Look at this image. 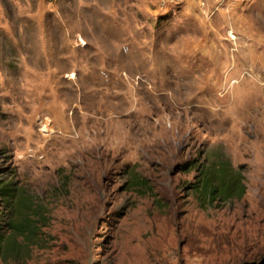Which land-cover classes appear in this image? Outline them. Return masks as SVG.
I'll list each match as a JSON object with an SVG mask.
<instances>
[{"label":"rangeland","instance_id":"1","mask_svg":"<svg viewBox=\"0 0 264 264\" xmlns=\"http://www.w3.org/2000/svg\"><path fill=\"white\" fill-rule=\"evenodd\" d=\"M0 179L40 206L0 264H264V0H0Z\"/></svg>","mask_w":264,"mask_h":264},{"label":"trees","instance_id":"2","mask_svg":"<svg viewBox=\"0 0 264 264\" xmlns=\"http://www.w3.org/2000/svg\"><path fill=\"white\" fill-rule=\"evenodd\" d=\"M187 162L183 168L191 166ZM186 166V167H185ZM197 181L193 188L207 200L240 197L243 193L240 172L223 156H218L207 164H198ZM0 205L7 214L0 212V257L17 236L27 237L36 228L40 206L33 204L31 195L12 181L0 179Z\"/></svg>","mask_w":264,"mask_h":264},{"label":"bare ground","instance_id":"3","mask_svg":"<svg viewBox=\"0 0 264 264\" xmlns=\"http://www.w3.org/2000/svg\"><path fill=\"white\" fill-rule=\"evenodd\" d=\"M43 129H45V127Z\"/></svg>","mask_w":264,"mask_h":264}]
</instances>
